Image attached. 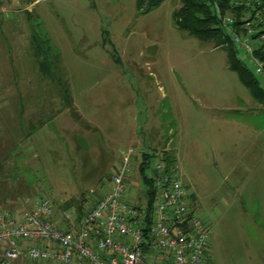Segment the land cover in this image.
<instances>
[{"label":"rangeland","instance_id":"374dc122","mask_svg":"<svg viewBox=\"0 0 264 264\" xmlns=\"http://www.w3.org/2000/svg\"><path fill=\"white\" fill-rule=\"evenodd\" d=\"M181 6L165 0L141 12L137 0H0V73L12 85L0 105L15 100L10 110H24L23 126H4L19 132L0 135V212L20 219L48 198L59 226H70L64 212L78 222L110 191L120 164L101 160L100 149L121 155L129 147L126 200L145 205L143 154L152 155L150 177L168 154L190 209L210 230L204 264H264V106L224 47L177 26Z\"/></svg>","mask_w":264,"mask_h":264},{"label":"built area","instance_id":"2783aa9c","mask_svg":"<svg viewBox=\"0 0 264 264\" xmlns=\"http://www.w3.org/2000/svg\"><path fill=\"white\" fill-rule=\"evenodd\" d=\"M263 13L264 8H247L238 31L232 15H224L222 24L245 56L243 62L264 81ZM134 154L132 147L121 153L110 191L78 227L72 212H64L62 221L70 228H61L48 198L26 208L20 219L2 210V264H22L25 258L40 264H204L210 230L190 209L175 163L169 165L163 157L153 171L156 195L151 215L145 205L126 200Z\"/></svg>","mask_w":264,"mask_h":264},{"label":"trees","instance_id":"16d2710c","mask_svg":"<svg viewBox=\"0 0 264 264\" xmlns=\"http://www.w3.org/2000/svg\"><path fill=\"white\" fill-rule=\"evenodd\" d=\"M165 0H137V8L141 12H149L161 5ZM182 6L173 13L177 26L190 35L199 38L204 42H214L216 46L224 47L228 54L230 68L237 72L240 80L251 91L253 98L264 106V89L258 77L240 58V52L234 45L231 35L222 24V17L227 13L236 19L233 27L238 31V26L242 24L241 18L247 12V8H264V0H180ZM260 3V7H258ZM264 14V13H263ZM264 51V46L261 48ZM261 51L259 54H261ZM152 155L143 154V160L139 167L142 183L146 187L145 207L149 214H152L154 207L156 189L154 179L147 171L150 168ZM164 159L169 165L175 163L172 156L165 154ZM81 217L85 215L81 209ZM152 219V217H149ZM0 264L2 259L0 257Z\"/></svg>","mask_w":264,"mask_h":264},{"label":"crops","instance_id":"0c3cea01","mask_svg":"<svg viewBox=\"0 0 264 264\" xmlns=\"http://www.w3.org/2000/svg\"><path fill=\"white\" fill-rule=\"evenodd\" d=\"M2 8H4V7H2ZM3 21H4L3 16H0V23ZM7 27H8V24H7ZM6 50H7L6 49V43L4 42V39L0 38V55L2 53H4V51H6ZM5 76H6V78H5ZM8 77H9V74L5 75L4 73H0V94H2L3 97H4V95H3L4 89L8 90V87L12 86V85H8L9 84V82L7 81V79H9ZM19 95H21V98H22L23 94H21V93L18 94L17 100L19 99ZM5 103L6 104L0 105V135L4 136L7 133H10L11 135H13V134L16 135L19 132L18 129H17L18 132H14V129L10 130V132H6L4 126H9V125L15 126V125H17V127H18L19 125L20 126L24 125V120H23L24 110L22 109L23 106L20 107V109H21L20 113L17 114V112H15L14 110H10L13 105L17 104V101L13 100V101L5 102ZM6 107L9 108V110H7ZM4 110H6L7 112H5ZM3 138L4 137H0V149H3L2 148L3 143L1 142V141H4ZM101 151H103V150L100 149V157H102L101 160H103L104 162H110L113 166H116L120 162V155H118V154L112 155V154L107 153V152H106V154H101ZM27 206H28V204H27ZM28 208H31V207H28ZM80 220L81 219H79V221L75 223V225L77 227H78V223L80 222ZM60 227L61 228H70V226H60Z\"/></svg>","mask_w":264,"mask_h":264}]
</instances>
